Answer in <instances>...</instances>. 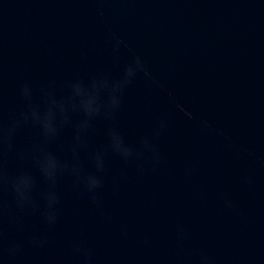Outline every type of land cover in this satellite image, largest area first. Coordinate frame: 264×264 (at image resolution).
Here are the masks:
<instances>
[{"label": "water", "instance_id": "water-1", "mask_svg": "<svg viewBox=\"0 0 264 264\" xmlns=\"http://www.w3.org/2000/svg\"><path fill=\"white\" fill-rule=\"evenodd\" d=\"M135 56L120 107L77 149L81 175L102 179L95 200L70 169L79 114L47 146L69 163L54 186L31 159L37 127L0 140V264H264V0H0V129L25 108L23 86L34 103L60 97ZM110 127L139 155L109 151L98 172ZM20 172L35 207L17 205Z\"/></svg>", "mask_w": 264, "mask_h": 264}, {"label": "clouds", "instance_id": "clouds-1", "mask_svg": "<svg viewBox=\"0 0 264 264\" xmlns=\"http://www.w3.org/2000/svg\"><path fill=\"white\" fill-rule=\"evenodd\" d=\"M142 69L141 58L135 56L125 66L122 76L118 79H111L107 76L92 78L89 81L76 79L67 84L66 95L57 97L51 91H46L42 100L35 103L32 98V90L25 85L21 95L26 101V106L8 124L6 129H0V140L11 141L21 124L31 123L37 127L41 134V140L31 149V159L43 178L54 186L58 174L68 169L69 163L62 161L56 153L48 150L47 146L59 136L60 129L71 122V115L73 113L79 114L80 119L74 124L73 140L68 146L75 158L70 169L86 189L93 193L92 199L95 200L94 192L101 186L102 179L95 172L81 175L77 149L87 146L84 133L93 128L95 120L98 118L111 119L113 113L120 107L123 89ZM164 127L165 121L162 119L154 134L158 136ZM141 144L145 149L154 151L150 138L143 137ZM109 151L125 161L139 155L135 146L127 142L124 135L116 127L108 128L107 143L100 146L93 154L94 167L98 172L104 170L106 153ZM10 182L16 194L17 205L21 208L25 206L35 207L32 197V190L35 185L33 175L30 172H20L11 178ZM45 198L47 202V208L44 211L45 219L49 224H54L56 221L54 205L58 201L57 193L49 191L45 194ZM17 248V244H12L8 250L15 253Z\"/></svg>", "mask_w": 264, "mask_h": 264}]
</instances>
